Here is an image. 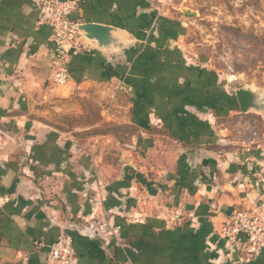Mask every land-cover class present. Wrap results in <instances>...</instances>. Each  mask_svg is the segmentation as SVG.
Segmentation results:
<instances>
[{
    "label": "crops",
    "instance_id": "obj_1",
    "mask_svg": "<svg viewBox=\"0 0 264 264\" xmlns=\"http://www.w3.org/2000/svg\"><path fill=\"white\" fill-rule=\"evenodd\" d=\"M75 1L71 19L117 27L129 50L71 38V78L56 85L37 0H0V264H42L61 232L79 264H264V248L249 256L221 233L234 210L261 209L263 194L257 160L223 143L227 108L209 107L218 77L189 63L155 0ZM88 98L106 136L135 131L122 167L47 116L52 102L77 110ZM92 222L93 234L76 229Z\"/></svg>",
    "mask_w": 264,
    "mask_h": 264
},
{
    "label": "rangeland",
    "instance_id": "obj_2",
    "mask_svg": "<svg viewBox=\"0 0 264 264\" xmlns=\"http://www.w3.org/2000/svg\"><path fill=\"white\" fill-rule=\"evenodd\" d=\"M155 2L159 9L170 17L163 18L178 26V29L175 26L173 32L170 30L172 35L166 33L173 38L182 34L179 39L180 50L186 55L189 63L200 67L203 65L212 71L216 80L218 77L217 86L221 94L218 96L217 92L212 95L208 105L227 108L225 117L221 120L223 143L234 146L239 153L251 155L257 160L251 164L254 166V170L251 169L254 173L251 178H255L253 184L259 183L260 189L257 190L263 195L259 201L261 205L258 206L262 208L252 213L262 218L261 224L264 227V114L254 111L242 113L234 97V90L241 86H254L264 91V0ZM158 17L160 22L155 20L158 26L160 23L166 25L162 16ZM75 37L78 38L77 34ZM121 100L126 98H120L119 102ZM104 102H101L102 105L106 103ZM80 104L82 107H77V110L75 107H66V110L64 107H55L62 106L59 101L52 102L53 107L48 108L50 111L47 116L52 121L62 123L64 129H70V132L76 128L75 136L82 139L86 149L93 152L102 151L104 157L108 151V162L122 167L123 163L117 160V157L121 154L120 148L129 147L135 134L134 129L115 126L110 129L114 130L115 137H108L105 133L107 127L102 122L106 117L98 111V107H91L99 103L88 98L87 102ZM111 148L115 149V153H111ZM114 156L115 159H110Z\"/></svg>",
    "mask_w": 264,
    "mask_h": 264
},
{
    "label": "built area",
    "instance_id": "obj_3",
    "mask_svg": "<svg viewBox=\"0 0 264 264\" xmlns=\"http://www.w3.org/2000/svg\"><path fill=\"white\" fill-rule=\"evenodd\" d=\"M36 5L40 23L51 29L52 82L61 85L71 78L66 66L65 43L77 34L72 27V24L77 21L71 19L77 3L75 0H37ZM261 222L262 218L252 212L234 210L223 225L221 233L225 238L233 241L237 249L249 256H254L264 247V227ZM76 229L88 235L97 231L93 222ZM42 264H79L69 233L61 232L57 239L48 245Z\"/></svg>",
    "mask_w": 264,
    "mask_h": 264
},
{
    "label": "water",
    "instance_id": "obj_4",
    "mask_svg": "<svg viewBox=\"0 0 264 264\" xmlns=\"http://www.w3.org/2000/svg\"><path fill=\"white\" fill-rule=\"evenodd\" d=\"M77 36L88 44H95L108 55L126 53L129 47L119 36L117 27L98 22H76L72 24ZM234 97L242 113L262 112L264 114V91L254 86H241L234 90Z\"/></svg>",
    "mask_w": 264,
    "mask_h": 264
},
{
    "label": "trees",
    "instance_id": "obj_5",
    "mask_svg": "<svg viewBox=\"0 0 264 264\" xmlns=\"http://www.w3.org/2000/svg\"><path fill=\"white\" fill-rule=\"evenodd\" d=\"M171 26H173V25H171ZM169 32H170L169 34H171V35L173 34V33H172V32H173V30H172V32H171V31H169ZM129 52H130V51H129ZM129 52H128V53H129Z\"/></svg>",
    "mask_w": 264,
    "mask_h": 264
}]
</instances>
